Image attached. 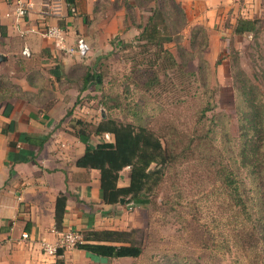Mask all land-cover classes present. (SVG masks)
I'll use <instances>...</instances> for the list:
<instances>
[{
    "label": "rangeland",
    "instance_id": "374dc122",
    "mask_svg": "<svg viewBox=\"0 0 264 264\" xmlns=\"http://www.w3.org/2000/svg\"><path fill=\"white\" fill-rule=\"evenodd\" d=\"M150 17L175 65L141 37ZM240 18L227 15L208 26L175 0H96L87 36L79 37L87 54L58 80L35 75L39 105L58 90L68 115L81 118L89 134L103 115L145 128L166 152V163L150 167L157 175L143 195L147 203L127 204L130 213L140 211L143 228L132 236L142 254L122 264H264L263 243L251 221L235 215L218 175L236 151L235 61L264 92V17L250 18L261 20L256 37L233 32ZM88 72L101 84L82 90ZM2 91L19 93L0 78ZM119 176H129V168ZM243 191L252 194L248 186Z\"/></svg>",
    "mask_w": 264,
    "mask_h": 264
},
{
    "label": "crops",
    "instance_id": "0c3cea01",
    "mask_svg": "<svg viewBox=\"0 0 264 264\" xmlns=\"http://www.w3.org/2000/svg\"><path fill=\"white\" fill-rule=\"evenodd\" d=\"M175 1L208 26L227 15L264 17V0ZM95 2L74 0L69 6L64 0H0V78L19 90L14 95L0 92V264H55L56 258L42 254L40 241L53 243L62 233L143 228L140 211L103 202L98 170L75 165L85 151L76 135V120H83L68 115L59 91H52L48 105L37 103L36 76L60 79L67 64L78 63L79 57L68 50L81 34L87 36ZM18 7L25 9L24 15L17 14ZM52 27L61 32L62 49L45 36ZM24 48L28 57L22 55ZM100 138L91 133L88 142L93 146ZM128 179L119 176L117 186H127ZM61 193L67 200L57 231L55 201ZM63 259L65 264H122L138 258H103L72 248L63 250Z\"/></svg>",
    "mask_w": 264,
    "mask_h": 264
},
{
    "label": "trees",
    "instance_id": "16d2710c",
    "mask_svg": "<svg viewBox=\"0 0 264 264\" xmlns=\"http://www.w3.org/2000/svg\"><path fill=\"white\" fill-rule=\"evenodd\" d=\"M64 2L72 6L74 0ZM260 22V19L240 18L236 21L233 32L236 35L253 33L256 37L260 31L256 24ZM141 37L157 45L170 64L175 65L173 56L162 46L164 40L153 24V17L149 18L148 25L142 29ZM55 79L59 78L55 76ZM233 81L238 132L236 151L231 162L218 171L219 182L230 205L236 209L235 215L244 216L245 220L251 221V233L255 232L264 245V92L245 75L237 61L233 65ZM91 83L100 85V75L95 72L86 73L81 89L86 90ZM208 109L202 110V116ZM76 125V135L85 145V151L75 165L98 170L103 202L118 204L123 199L124 205L131 202L137 206L146 204L147 200L143 195L157 175V171L150 167L167 162L166 152L159 139L141 126L135 128L131 124L117 123L103 116L93 133L98 136L110 133L113 141H100L92 146L88 142L90 134L84 128V122L76 120ZM125 168H129L128 185L118 187L120 172ZM246 185L252 189L250 196H246L243 191ZM66 200V196L61 193L55 201L54 220L57 231L62 228ZM137 231L141 229L91 230L82 234V242L75 244V248L103 258H140L142 246L132 236ZM55 264H65L62 249L57 251Z\"/></svg>",
    "mask_w": 264,
    "mask_h": 264
},
{
    "label": "built area",
    "instance_id": "2783aa9c",
    "mask_svg": "<svg viewBox=\"0 0 264 264\" xmlns=\"http://www.w3.org/2000/svg\"><path fill=\"white\" fill-rule=\"evenodd\" d=\"M17 14L22 16L25 14V9L23 7L17 8ZM45 36L51 39H56L55 44L59 49H62V41L61 38V32L57 28H48L45 32ZM89 48L87 43L84 41L83 38H77L76 43L73 48H70L68 50L70 55H76L79 58L84 57ZM22 55L25 57H28L30 55L29 50L27 48H24L22 51ZM101 137L102 142L111 143L113 141V137L110 133H104ZM132 203H128V208H131ZM22 238L26 239L27 235L22 234ZM82 242V235L74 232H67L62 233L58 240H56L53 243L46 242L44 240L40 241V250L43 255L50 257V258H56L57 251L59 249L66 250V249H72L75 248V244Z\"/></svg>",
    "mask_w": 264,
    "mask_h": 264
},
{
    "label": "water",
    "instance_id": "95a60500",
    "mask_svg": "<svg viewBox=\"0 0 264 264\" xmlns=\"http://www.w3.org/2000/svg\"><path fill=\"white\" fill-rule=\"evenodd\" d=\"M3 59H4V58L0 55V63H1V61H3ZM119 203H120V204H123V203H124V200H123V199H120V200H119Z\"/></svg>",
    "mask_w": 264,
    "mask_h": 264
}]
</instances>
